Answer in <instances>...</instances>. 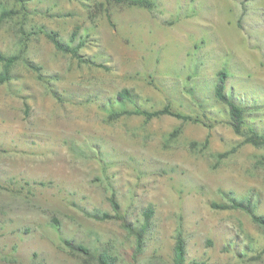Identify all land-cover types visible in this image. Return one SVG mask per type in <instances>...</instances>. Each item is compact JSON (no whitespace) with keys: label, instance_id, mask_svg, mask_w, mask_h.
I'll list each match as a JSON object with an SVG mask.
<instances>
[{"label":"rangeland","instance_id":"374dc122","mask_svg":"<svg viewBox=\"0 0 264 264\" xmlns=\"http://www.w3.org/2000/svg\"><path fill=\"white\" fill-rule=\"evenodd\" d=\"M0 55V264H264V0H0Z\"/></svg>","mask_w":264,"mask_h":264},{"label":"trees","instance_id":"16d2710c","mask_svg":"<svg viewBox=\"0 0 264 264\" xmlns=\"http://www.w3.org/2000/svg\"><path fill=\"white\" fill-rule=\"evenodd\" d=\"M51 38H52L55 46L57 48H59L60 47L59 42L53 36ZM0 60L4 61L3 68L0 71V82H3L9 78V66L11 63H13L14 57L9 56L7 58H4L0 55ZM217 76H218V80H217L215 87H214V94L218 100L227 104V106L229 108V112H230L231 117L233 119V127H234L235 131L239 133L240 132V125L242 123L241 118H242L243 109L240 105L234 103L230 99V97H228L224 93V80H225V76H226L225 72L219 71ZM119 97L129 99L131 97L130 91L128 89H123L119 93ZM126 112H128V111H126ZM140 113H142L146 116H153V115H158V114H163V113H169V114L178 116V114L170 112L167 107H164V108L158 109V110H154L151 112H148L146 110H141ZM252 135H253V137L249 138V140L254 141L255 144H258L254 140L255 137H259L258 134L253 133ZM111 203H112L113 208L117 209L118 206H117L116 202L112 200ZM249 203H250L249 200H246V202H243V201L238 202L235 205L237 207H242V208L246 209L248 211V213L250 214L252 220L256 224H258L259 226L264 227V217L258 216L255 212H253V210L249 207ZM105 215H107V214H105ZM184 259H185L184 242L181 238H177L175 241V245H174L175 264H183ZM98 261H99V264H116V262L114 261V258L111 257L109 255V253H107V252L100 253V255L98 256Z\"/></svg>","mask_w":264,"mask_h":264}]
</instances>
